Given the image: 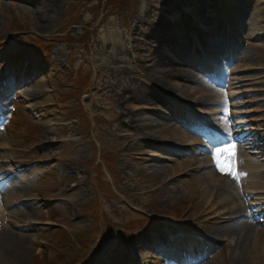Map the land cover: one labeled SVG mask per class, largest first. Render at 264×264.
<instances>
[{
	"label": "rangeland",
	"instance_id": "rangeland-1",
	"mask_svg": "<svg viewBox=\"0 0 264 264\" xmlns=\"http://www.w3.org/2000/svg\"><path fill=\"white\" fill-rule=\"evenodd\" d=\"M48 15L52 19L46 21ZM160 36L165 42L155 46ZM153 48L197 74V82L173 80L174 86H186L183 99L188 102L144 78L143 66L150 63ZM209 48L216 54L207 53ZM244 56L251 58L246 62ZM2 72L0 97L15 98L17 109L10 113L18 120L0 125L7 147L0 151V161L8 155L24 161L17 166L23 182L0 179L12 201L3 209L9 216L6 224H29L21 230V264H129L135 249L141 261L161 260L157 236L173 243L180 241L172 235L176 229L190 235L194 229L202 232L210 225L205 207L191 201L188 188L186 195L171 199L166 192L174 182L205 177L206 172L222 177L211 153L214 144L194 127L205 129L217 142L220 136L238 135L232 142L240 150L236 171L243 174L236 181L238 202L264 197V178L254 177L259 182L254 187L244 171L250 159L264 169V0H0ZM141 82L167 104L136 102L132 96ZM177 104L187 110L188 117L181 119L191 131L177 128L182 125L173 118ZM124 109L162 121L168 136L160 134V127L155 135L147 128L136 130L135 124L130 127L131 114L124 119ZM193 136L202 137V143ZM145 154L150 160L142 161ZM186 157L199 159L200 167L174 176L171 169ZM155 163L162 167L157 174L149 166ZM17 185L24 190L15 189ZM21 209L31 216L22 215ZM251 212L257 232L264 229V212L263 217L256 208ZM136 238L148 242L133 248ZM214 239L213 248L202 245L204 253L211 251L195 264H242L226 246L230 238ZM173 251L177 258L194 253ZM245 264L261 263L249 256Z\"/></svg>",
	"mask_w": 264,
	"mask_h": 264
},
{
	"label": "bare ground",
	"instance_id": "bare-ground-1",
	"mask_svg": "<svg viewBox=\"0 0 264 264\" xmlns=\"http://www.w3.org/2000/svg\"><path fill=\"white\" fill-rule=\"evenodd\" d=\"M48 18V19H47ZM50 15L46 17L47 20H51ZM165 42V39L160 36L157 41H155V46L161 47L163 43ZM205 49V48H204ZM207 53L216 54L212 48H209ZM154 50V52H153ZM152 54L149 58L150 63L147 66H143V76L145 79H147L152 85L157 87L160 91L167 93L169 96L175 98L176 95H179L180 97H176V99L180 100H186L188 102L189 98H185L187 95V90H184L186 86H174L173 80L176 77H180L184 81H191L195 80L197 82L198 76L197 74L191 70V72L185 71V69L178 67L176 63L172 61H168V59L162 57L159 55V51L157 48H153ZM158 52V53H157ZM206 52V50H205ZM251 56H244V60L248 62L250 60ZM247 64V63H246ZM140 67V66H139ZM175 71V74L173 72ZM178 71V72H177ZM4 77V76H3ZM4 79L0 76V83L3 82ZM145 82H141L140 86L138 87V92L132 96L133 99H135L136 102H145L147 104L155 105L156 103L166 104L164 100L160 97V94L155 91L152 87H149V85H145ZM199 84V83H198ZM190 88V87H189ZM182 89L184 91H182ZM137 91V90H136ZM189 91V90H188ZM202 97V96H200ZM214 100H217L216 98ZM203 98L197 99L196 102H202ZM195 102V101H193ZM157 105V104H156ZM155 105V106H156ZM223 104L222 106H224ZM10 108H17V105L13 104L12 100L2 98L0 101V122H7L11 124H14L18 117L16 114L10 113ZM226 109V108H225ZM226 112V110H225ZM131 114V115H130ZM122 115L125 118H127V123H129L130 127L135 124V129H150V133L155 135V128L159 129V132L162 131L160 134H163L164 136H168V129L167 125H165L162 121L158 120L157 118H153L151 115H145L139 111L131 112L129 110H125L122 112ZM164 124V125H163ZM220 126H223L222 129L226 131V126L222 123ZM221 128V127H220ZM200 130V129H199ZM195 132L200 133L198 130H195ZM149 138H152L150 134H148ZM238 137V136H237ZM193 141L200 142V138L197 137H191ZM44 139L48 140L49 136L44 135ZM188 141V139H187ZM202 143V142H200ZM232 143V142H230ZM236 144V143H235ZM225 146V145H223ZM221 146V147H223ZM6 143L0 139V149H5ZM216 148L212 149V157H214V151ZM236 153H240L239 149H236ZM8 160H5L7 165L0 164V179L2 178H12L14 176V170L15 167H12L16 164L21 163L19 159H16L15 157L8 155ZM142 161H148L150 160L151 156L148 154L141 155L140 156ZM155 158V157H154ZM161 158H159L160 160ZM239 162V160H236ZM235 161V166H236ZM264 161V158H263ZM4 162V163H5ZM1 163V162H0ZM200 163L199 159H191V157H186L182 161H177V163L174 165L173 173L174 176H177L179 173L182 172H188L189 171H196L197 168L200 167V165H197ZM149 166H153L155 170L154 173L157 174L158 170L161 169V165L159 164H152ZM196 166V167H195ZM208 166V165H206ZM262 164L254 161L253 159L247 160L246 162V169L244 171L248 173V177L251 178V180L247 181L250 183V185L256 187L259 183L256 181V179H253L254 177H263L264 175V169L261 168ZM239 167V166H238ZM205 168V167H204ZM216 170H219V167L216 165ZM212 170V169H211ZM214 171V170H212ZM241 173L239 178L243 176L242 170L238 171ZM205 177L208 179L205 181V177L202 175H196L190 179L185 180L182 182V184H176L174 182V185L167 190L168 193L167 198L171 199L176 197L177 193H180L184 195L185 188H188L189 193L187 196L191 199V201L194 202V204H200V206H204V213L207 217L205 220L206 223H209V226L204 225V229L202 227V233H198L201 236H206L205 240H208L211 237H217L220 238V240L230 238V242L227 243L226 246H229L232 256H234V259L239 262H242V264H245L247 258L251 256L253 261L256 263L259 262L261 264H264V229L260 228L257 232L256 225L254 224V221H252L250 218L254 216V214L251 212L252 209H257L258 211H262L260 214L263 215L264 212V197H256L254 202L250 203H242L238 202L240 195L238 194L237 198V189L236 187V181H238V178H234L232 175L227 174L226 172H222V177L220 179L215 178L214 174L212 172H206ZM175 178H170V181H174ZM242 179V178H241ZM253 179V180H252ZM167 184V183H166ZM244 184V179H243ZM186 186V187H183ZM261 187L264 188V183L260 184ZM1 188V187H0ZM18 190H24V188L20 185L16 187ZM247 195V193H244ZM262 194V193H260ZM186 195V194H185ZM218 197V199L216 198ZM10 196L8 195V191L6 188L0 189V260H7L11 264H21L24 260L23 253H24V242L25 237L21 233V230L25 229L26 225L18 224L16 221H11V225L6 224L5 219L9 218L5 217V211L3 210L6 206L12 203L11 199H9ZM236 198V199H234ZM237 201V202H236ZM22 215L25 216H31L30 212L26 209H21ZM220 211V212H219ZM201 216H199L200 218ZM198 218V217H197ZM218 220H214V219ZM214 220V221H213ZM18 231H17V230ZM159 241V238H158ZM148 242L147 240H144L141 238H136L133 242V248H140L141 246H145ZM173 247L172 244L170 245V248ZM196 255L194 257H191L192 262H200L203 260L204 255L200 254L198 249H196ZM135 255L133 260L140 259L137 255L136 249L134 251ZM140 253H138L139 255ZM190 257L187 256V259ZM169 259V258H168ZM163 260H144L139 263H129V264H179L178 261H169ZM235 262V261H234ZM9 263V264H10ZM239 264V263H238Z\"/></svg>",
	"mask_w": 264,
	"mask_h": 264
},
{
	"label": "snow or ice",
	"instance_id": "snow-or-ice-1",
	"mask_svg": "<svg viewBox=\"0 0 264 264\" xmlns=\"http://www.w3.org/2000/svg\"><path fill=\"white\" fill-rule=\"evenodd\" d=\"M236 149L235 143H228L223 147H217L214 151V159L220 171L226 172L234 178H238L241 175L235 168Z\"/></svg>",
	"mask_w": 264,
	"mask_h": 264
}]
</instances>
